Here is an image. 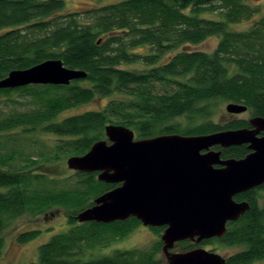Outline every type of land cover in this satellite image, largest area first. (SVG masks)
I'll return each mask as SVG.
<instances>
[{
	"label": "trees",
	"instance_id": "obj_1",
	"mask_svg": "<svg viewBox=\"0 0 264 264\" xmlns=\"http://www.w3.org/2000/svg\"><path fill=\"white\" fill-rule=\"evenodd\" d=\"M98 2L81 14L68 12L65 0H0V80L53 59L87 73L69 85L0 89V96L16 92L37 105L28 112L0 111V257L8 228L54 209L69 228L39 246L33 264H161V239L93 257L142 224L136 218L79 223L80 212L118 185L99 181L97 172L65 176V162L107 140L108 125L125 126L137 139L250 128L249 119L214 122L224 102L264 118V14L248 0ZM243 22H251L249 28L238 31ZM213 37L220 38L213 52L192 49ZM101 100H107L101 109L65 115ZM217 149L223 159L250 152L246 145ZM263 194L264 185L236 197L251 208L229 223L223 238L176 247L186 252L218 243L239 248L227 264H264ZM41 233L21 232L17 241Z\"/></svg>",
	"mask_w": 264,
	"mask_h": 264
},
{
	"label": "water",
	"instance_id": "obj_2",
	"mask_svg": "<svg viewBox=\"0 0 264 264\" xmlns=\"http://www.w3.org/2000/svg\"><path fill=\"white\" fill-rule=\"evenodd\" d=\"M87 73L47 60L15 70L0 80V89L30 85H69ZM243 104L229 103L230 114L246 113ZM250 128L184 136L165 134L135 139L133 130L105 127L107 140L96 142L83 156L67 160L71 171L99 173L98 179L117 184L94 205L77 215L79 223L110 224L136 218L145 227L164 228L162 252L168 264H227V258L198 247L173 252L177 244L223 238L229 223L251 208L236 197L264 185V118H249ZM246 145L245 157L223 159L222 151Z\"/></svg>",
	"mask_w": 264,
	"mask_h": 264
},
{
	"label": "rangeland",
	"instance_id": "obj_3",
	"mask_svg": "<svg viewBox=\"0 0 264 264\" xmlns=\"http://www.w3.org/2000/svg\"><path fill=\"white\" fill-rule=\"evenodd\" d=\"M249 3L259 9L260 15L264 14V0H248ZM67 4L68 12H78L84 14L90 9L95 7L98 0H65ZM251 22H243L235 28L240 30H247ZM220 42L219 37H213L205 41L203 44L198 45L193 50H200L205 52H213ZM139 51V50H138ZM142 51V50H140ZM107 100H101L98 102L90 103L88 105L73 109L65 113V115H70L74 113H81L87 110H96L101 109L105 106ZM229 102H224L218 105L217 111L213 116L212 120L219 125H222L230 120H248L250 115L248 112L243 114H230L226 111V106ZM37 108V105L33 102L31 97H26L20 93L14 92L10 99L6 96H0V111L9 113V112H28L32 109ZM135 139L136 135H135ZM34 153V152H32ZM65 176H72L74 171H71L67 167L65 162ZM58 172V171H57ZM264 202L263 198L260 199V205ZM67 219L64 217V213L59 210H51L46 214L40 215L38 217H22L16 221L7 231L3 234L5 240V247L3 253L0 257V264H33L38 260V248L42 244L48 242L54 235L66 231L69 226L67 224ZM41 230L42 233L32 241H29L24 244H20L17 241V236L21 232L31 231V230ZM163 232H156L150 227H145L143 225L134 229L126 238L121 241L114 242L112 246L108 247L105 250L95 252L93 257L107 256L114 253L115 250H131V249H140L146 247L154 242L160 240ZM201 248H204L207 251H212L221 256L227 258L230 255L235 254L239 248L238 247H227L218 243H212L207 245H201ZM173 252H184L181 251V248L175 247ZM91 258V255L87 256ZM159 258L162 259L161 264H168L167 260L161 252ZM263 264V263H256Z\"/></svg>",
	"mask_w": 264,
	"mask_h": 264
}]
</instances>
